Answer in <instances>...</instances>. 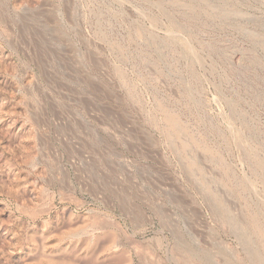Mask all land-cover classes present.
<instances>
[{"label":"rangeland","instance_id":"1","mask_svg":"<svg viewBox=\"0 0 264 264\" xmlns=\"http://www.w3.org/2000/svg\"><path fill=\"white\" fill-rule=\"evenodd\" d=\"M0 264H264V0H0Z\"/></svg>","mask_w":264,"mask_h":264},{"label":"bare ground","instance_id":"2","mask_svg":"<svg viewBox=\"0 0 264 264\" xmlns=\"http://www.w3.org/2000/svg\"><path fill=\"white\" fill-rule=\"evenodd\" d=\"M172 118V117H171ZM169 119V118H168ZM173 119V118H172ZM170 121H171V123H172V121L173 120H171V119H169ZM177 126V125H176ZM87 230H88V227H86L85 229H84V231H82V233L83 232H87ZM92 230L93 231H98L99 233H101L102 235H104V234H106L108 231V226H106L105 224H98V223H95V224H93L92 225ZM91 231V230H90ZM88 233V232H87ZM119 242V241H118Z\"/></svg>","mask_w":264,"mask_h":264}]
</instances>
